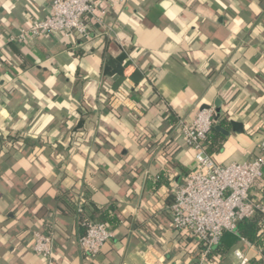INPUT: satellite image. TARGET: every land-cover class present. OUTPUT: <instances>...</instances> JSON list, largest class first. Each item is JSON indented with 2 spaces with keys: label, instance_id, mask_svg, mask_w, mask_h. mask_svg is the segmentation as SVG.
<instances>
[{
  "label": "crops",
  "instance_id": "obj_1",
  "mask_svg": "<svg viewBox=\"0 0 264 264\" xmlns=\"http://www.w3.org/2000/svg\"><path fill=\"white\" fill-rule=\"evenodd\" d=\"M50 4L0 0V264H199L200 246L171 223L173 189L197 170L181 123L214 108L244 132L230 131L213 160L260 155L264 0H100L90 41H10ZM252 196L264 200V180ZM111 205L115 236L90 259L83 222ZM37 231L54 234L50 259L31 247ZM222 249L214 264H239L236 249L264 264L237 233Z\"/></svg>",
  "mask_w": 264,
  "mask_h": 264
},
{
  "label": "built area",
  "instance_id": "obj_2",
  "mask_svg": "<svg viewBox=\"0 0 264 264\" xmlns=\"http://www.w3.org/2000/svg\"><path fill=\"white\" fill-rule=\"evenodd\" d=\"M100 0H51L48 17L36 18L28 27L11 37V42L24 44L29 39L57 33L65 38L92 39V20L102 23L106 11L100 10ZM100 13L98 15L97 13ZM214 108H203L191 120L181 123L182 135L194 152L197 170L173 189L170 206L174 230L184 232L200 246L199 264H214L210 253L220 244L224 233L237 232L238 223L257 215L264 217V203L252 196L254 187L264 180V138L260 157L242 163L220 165L205 150L207 134L214 126ZM78 212L83 213L80 206ZM85 234L79 239L81 250L89 256L98 255L115 236L114 230L103 222L89 219L83 222ZM33 251L44 259L53 255V233L34 232ZM239 264L249 259L236 249Z\"/></svg>",
  "mask_w": 264,
  "mask_h": 264
},
{
  "label": "trees",
  "instance_id": "obj_3",
  "mask_svg": "<svg viewBox=\"0 0 264 264\" xmlns=\"http://www.w3.org/2000/svg\"><path fill=\"white\" fill-rule=\"evenodd\" d=\"M90 28H91V26H90ZM208 74L211 77H213L214 76L213 69L209 70ZM172 122L175 123L176 120L175 121L173 120ZM172 127H173V125H172ZM230 131H233L235 133H243L244 132L243 124L229 119V116L227 117V115L225 116V115H216L215 114L214 126L210 130V132L207 134L206 140L204 142L206 153L210 157H213L214 154L218 153L221 150L223 143L226 141V136H227V134H229ZM21 139L19 138V136L13 137L11 140L12 145L16 146L17 144L23 143V141H21ZM82 140H83V137L81 135L79 136L77 134L72 138V142L77 144V145L81 144ZM262 140H261V142H262ZM24 143H25V147H26V141ZM259 157H260V155L257 158H259ZM158 178L160 179V177H158ZM59 194H60L59 195L60 198H66V196L69 194V192L61 191ZM262 202L264 203V200H262ZM82 210H83V214L82 213L80 214L81 217L84 216L86 206L82 205ZM116 210H117V208L114 205H111L108 208V210L105 211L104 213H100L101 211H99L97 209L96 212L100 213V217L98 218L99 221H95V220L94 221L106 223L108 226L113 228L112 226H116L118 224L116 216H114V217L111 216V215H113V213L116 212ZM11 215H13V214L11 213ZM107 217H109V219H107ZM236 233L238 234V236L241 239H243V240H245L251 244H254L256 247H258L260 250H262V254L264 256V217L262 215H257L256 217H254L252 219H246V220L239 222L238 226H237V232ZM47 234H50V233H47ZM84 234H85V232H84ZM222 240H223V238L221 239L220 244L210 253V255H209L210 260H212L214 258L213 256L217 257V256L222 255L224 253V249H222ZM96 256L92 257V256L87 255V257L90 259H94ZM260 263L261 262L255 263V264H260Z\"/></svg>",
  "mask_w": 264,
  "mask_h": 264
},
{
  "label": "water",
  "instance_id": "obj_4",
  "mask_svg": "<svg viewBox=\"0 0 264 264\" xmlns=\"http://www.w3.org/2000/svg\"><path fill=\"white\" fill-rule=\"evenodd\" d=\"M136 78H137V77H136ZM132 79H133V80H135V78H134V77H132ZM123 80H124V79H121V81H120V82H122Z\"/></svg>",
  "mask_w": 264,
  "mask_h": 264
}]
</instances>
